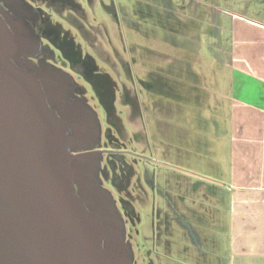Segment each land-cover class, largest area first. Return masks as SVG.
I'll use <instances>...</instances> for the list:
<instances>
[{
  "label": "rangeland",
  "instance_id": "obj_1",
  "mask_svg": "<svg viewBox=\"0 0 264 264\" xmlns=\"http://www.w3.org/2000/svg\"><path fill=\"white\" fill-rule=\"evenodd\" d=\"M219 1H81L83 7L90 3L94 47L85 50L82 36L75 34L76 46L91 54L103 74L85 71L75 82L102 131H109L110 140L104 142L115 148L108 157L116 164L115 174L101 183L115 206L122 201L132 208L131 222L124 221L125 236L142 264H215L227 251L214 200L208 197L211 190L198 177L206 159L220 163L226 158L224 96L230 94L232 39L224 12L252 18L260 6ZM112 10L119 16L118 32L107 16ZM181 48L185 52L178 53ZM152 78H158V86L179 82L172 86L180 88L182 98L170 99L163 86L154 94L152 108L153 91L137 86L138 80L148 85ZM130 79L137 86V103L142 101L139 113L127 91ZM167 205L184 220V231L170 229L167 234L162 228L158 219L169 211ZM177 222L173 219L171 228H179Z\"/></svg>",
  "mask_w": 264,
  "mask_h": 264
},
{
  "label": "water",
  "instance_id": "obj_2",
  "mask_svg": "<svg viewBox=\"0 0 264 264\" xmlns=\"http://www.w3.org/2000/svg\"><path fill=\"white\" fill-rule=\"evenodd\" d=\"M13 29L0 19V264H131L119 211L96 179L99 151H69L98 138L93 113L68 100L64 75L15 65L38 44L24 24Z\"/></svg>",
  "mask_w": 264,
  "mask_h": 264
},
{
  "label": "crops",
  "instance_id": "obj_3",
  "mask_svg": "<svg viewBox=\"0 0 264 264\" xmlns=\"http://www.w3.org/2000/svg\"><path fill=\"white\" fill-rule=\"evenodd\" d=\"M231 1L260 8L252 18L224 12L232 39L230 94L224 96L226 158L220 163L206 159L198 181L211 190L208 197L227 245L215 264H264V0Z\"/></svg>",
  "mask_w": 264,
  "mask_h": 264
},
{
  "label": "flooded vegetation",
  "instance_id": "obj_4",
  "mask_svg": "<svg viewBox=\"0 0 264 264\" xmlns=\"http://www.w3.org/2000/svg\"><path fill=\"white\" fill-rule=\"evenodd\" d=\"M81 1L82 0H80V2L79 0H0V19L6 24L7 28L12 33L14 31V27H16L18 24H24L30 30L33 39L38 44V48L36 51L28 48V52H31V55L18 58L21 64L14 61L15 65L24 67L22 63L27 62L29 66L39 69V71L41 72L46 73L47 69H50L54 73L64 75L68 79L69 84L68 100L73 104L83 103L93 113L99 130L98 138H88L83 142L75 144L73 143L69 151L71 154L75 155L85 152L99 151V165L96 173V179L99 181L101 187L109 192L106 187L102 186L101 180L108 179L109 176L115 174L114 167L116 166V164L111 160V158H108L110 156H114L113 154L115 153H113V150H115V148L106 146L104 141L110 140L109 131L107 128L102 131L101 124L97 115L94 113V110H92L88 106L83 88L78 86L75 82V78L81 76L83 77V75L81 74L85 71L89 72L95 69V73L103 74V72L99 73V70L94 63L91 54H88L87 51L83 52L79 50L76 46L77 42L75 40V34H77V36H82L84 44L81 47L86 48L85 50L94 47V38L89 34L91 29L89 15L90 3L86 2V7H83ZM102 8L104 10V6H102ZM107 16H110L112 19V30L118 32L120 20L116 10L110 11ZM63 24L67 25L64 26ZM28 71L36 75L31 67L30 69H28ZM38 81L41 86H43L42 80L38 79ZM181 81H183V79ZM178 83L179 82H176L174 84ZM174 84L170 82H163L162 86H158L161 85L158 78L157 80L152 78L148 85L143 80H138L137 82V86L144 85L145 88H150L149 90L153 91V98L151 100L152 108L156 103L154 94L159 89H162L163 86L164 88L162 89V91L166 92V96L170 95V99L174 96L182 98V96L180 95V88L172 86ZM180 84L181 86H183V83ZM137 86L134 80L130 79V82L128 83L129 88H127V91L130 95H132L131 100L133 101V105L135 106L134 110L137 109V112L139 113L142 109V101L139 102L140 104L137 103ZM42 90L44 91V89ZM166 96L165 100L169 104V98H167ZM46 99L48 105L50 106L48 94ZM152 108L151 110L153 111L154 109ZM53 109L55 110L57 116H60L61 111H58L56 107H53ZM169 109L170 107L167 110ZM67 133L72 134V130L69 129ZM75 147H79L80 149L74 150ZM132 157L135 156L132 155ZM122 203L124 202L120 201L116 208L119 211L123 223L124 240L128 244V247L131 251V264H142L134 256L133 250L125 236V222H131V212L133 210L132 208L123 206ZM169 207L167 205V209L169 211L165 210L163 220L157 218L159 222L162 221V228L166 230L167 234L169 233L170 229L184 231V220L182 218L176 217L175 212L172 210V208L170 210ZM171 217L172 220H178L177 224L179 225V228L177 225L171 228Z\"/></svg>",
  "mask_w": 264,
  "mask_h": 264
}]
</instances>
